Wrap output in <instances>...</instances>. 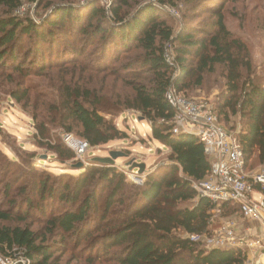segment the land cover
<instances>
[{
    "label": "trees",
    "instance_id": "trees-1",
    "mask_svg": "<svg viewBox=\"0 0 264 264\" xmlns=\"http://www.w3.org/2000/svg\"><path fill=\"white\" fill-rule=\"evenodd\" d=\"M34 1L41 7L46 0ZM167 2L177 7L184 3L199 10L205 0H161L160 3L167 5ZM21 5L22 0H0L1 70H10L11 77L23 79L33 71L43 73L58 65L79 62L88 65L86 71L125 83L130 80L123 71H132L140 65L146 73L134 74L138 82H129V92L119 96L114 105L104 102L100 90L103 84L93 86L83 79L75 84L62 83L60 99L52 107L57 119L65 125L70 123L65 127L67 132L78 129L76 134L92 148L128 138L127 132L118 128L108 114L115 109L121 113L126 109L137 111L152 127L150 137L170 150V164L149 175L143 185L130 183L116 167L100 162L82 168L79 176L72 175L78 178L74 192L69 183L64 184V180L54 175L55 183L60 186L49 189L50 197L54 198L59 191L65 207L71 205V208L47 217V234L60 231L64 237L76 235L81 238L79 242L92 234L98 235L100 238L92 243L93 247L101 244V248L91 256L92 264H246L242 250H209L189 236L209 233L222 218H234L236 213H242L240 206L232 202L224 203L221 213H217L216 204L198 196L193 185L209 175L211 160L197 136L174 132L175 108L167 99L170 89L184 95L193 87L203 86L205 76L216 67L224 66L226 90L214 112L223 126L229 113L246 119L238 134L246 171H250L254 160L264 166V63L258 71L249 46L229 30L225 4L207 7L215 18L208 29L186 27L178 31L162 17L159 11L163 8L150 2L129 16L133 11L127 10L128 0H114L111 13L100 0H89L86 5L81 0H57L46 2L37 20L20 17L17 10ZM99 39L105 43V51L97 58L98 64L82 61L89 46ZM133 51L136 56L121 63L123 56ZM31 91L26 87L22 92H12V96L30 103ZM36 127L37 135L50 138L48 128ZM51 150L66 161L77 157L63 144ZM47 185L46 181L41 182L39 191L44 201ZM83 189L89 193L81 201L79 195ZM106 192L108 195L100 204L99 195L102 199ZM196 199L193 205H186ZM31 201L29 198L27 203ZM116 204L121 209L112 216ZM27 206L33 210V204ZM41 211L46 213L47 209L42 206ZM95 215H100V219L92 226ZM13 218L9 210L0 209L3 258L13 259V264H21L20 257L30 264H61V253L69 251L66 238L49 243L28 225H1Z\"/></svg>",
    "mask_w": 264,
    "mask_h": 264
},
{
    "label": "rangeland",
    "instance_id": "rangeland-1",
    "mask_svg": "<svg viewBox=\"0 0 264 264\" xmlns=\"http://www.w3.org/2000/svg\"><path fill=\"white\" fill-rule=\"evenodd\" d=\"M81 1L84 5L89 2V0ZM46 2H57V0H46L41 7L34 0H22V5L17 10V14L22 18L30 16L37 20V16L44 12L45 8L43 7ZM128 2L127 10L133 11L129 16H132L140 6L148 2L153 4L152 6L155 5V7L156 5L160 6L164 11H159L162 17L172 23L177 31L186 27L208 29L209 25L215 22V18L208 13L207 7H216L218 4L222 5L224 3L225 21L229 30L236 37L243 39L249 46L257 70L260 71L263 66L264 0H205L203 8L199 10L185 6L184 3H179L178 7L169 2L165 3L167 5H162L161 0H128ZM113 3L114 0H100V4L106 7L109 13H111ZM28 41L27 38L26 43ZM104 44L100 39L97 40L89 46L81 60L94 65L98 64L97 58L102 51H105ZM136 54L133 51L124 55L121 63L125 60H132ZM67 65L72 66L66 68ZM87 66L81 65L79 62L58 65L57 67L51 66L53 68L46 72L33 71L31 75L23 79L16 76L11 77L10 70L3 71L0 69V209L9 210L14 217L12 221L4 222L1 225H28L33 231L46 237V241L49 243L60 240L62 237L66 238L65 244L69 251L61 253V264H92L89 260L101 248V244L93 247L92 242H96L100 238L98 235L93 234L81 242H79L81 238L76 235L64 237L60 231L47 234V217L52 213L57 214L71 208V205L65 207L63 200L59 198V191L54 198L50 197L49 189L59 188L60 186V183H55L54 175L59 176L61 181L64 180V184L69 183L70 190L74 192L78 182V178L73 177L74 174L79 176L83 172L82 168L98 165L95 164L99 163L96 159L108 158L112 151L121 152L122 155L115 159L114 164L109 165L116 167L119 172L126 175L130 183L136 185H143L149 175L155 174L160 167L170 164V160H168L169 148L153 140L150 137L152 134L150 123L141 117L140 113L130 109L122 110V113L115 109V112L107 115L109 119L114 120L118 128L127 132L128 138L118 139L95 148L90 147L82 158L76 157L74 160L69 161L62 159L51 150V147L63 144L75 152L67 137L70 135L74 139L83 140L82 137L76 134L78 129L67 132L65 127L69 126L70 123L65 125L59 118H56L57 115H55V109L52 106L54 103H58L60 99V86L62 83L75 84L85 79L90 81L93 86H96L97 83L103 84V89L100 88V90L104 96V102L113 104L118 102L119 96H124L125 92H129V82H138L134 74L146 73V70L140 65L133 68L132 71H123V75L129 76L130 80L123 83L122 81L118 82L115 78H105L104 75L86 71ZM224 72V66L216 67L214 72L205 76L203 86L193 87L187 91L188 93L184 95L182 93L181 95L187 99L207 101L213 108L218 107L226 90ZM26 87L32 90L30 103L13 98L12 92L16 90L22 92ZM225 121V126H222L225 129L234 131L236 134L243 130L245 122H247L240 114L231 113H229V119H225ZM42 125L48 128L50 138L43 139L40 134L37 135L38 129L36 126ZM73 125L76 127L75 124ZM79 163L83 164V167H78ZM134 164H145V171L141 173L139 168L133 167ZM262 167L263 165L259 161L254 160L248 170L254 172ZM250 171L247 172L250 173ZM44 181L48 184V195L45 201L39 192L41 182ZM141 181L144 182L140 184ZM101 188L102 185H99L98 191H101ZM88 193V189H83L79 195V200L83 201ZM107 195V192L104 193L102 199L99 195L100 200H102L100 204L103 203ZM29 198H32L31 203H27ZM196 201L197 199L192 200L187 202L186 205H193ZM28 204L34 205L32 211L27 206ZM42 206L47 209L46 213H42ZM119 209H121L120 205L116 204L112 216L118 215ZM234 218L242 222L241 215L238 213L234 215ZM99 219L100 215H95L92 218L94 220L92 226L99 222ZM246 223L248 224V222ZM22 259L23 257H20L18 260L21 261ZM9 262L10 258H4V260L0 258V264H10Z\"/></svg>",
    "mask_w": 264,
    "mask_h": 264
},
{
    "label": "built area",
    "instance_id": "built-area-1",
    "mask_svg": "<svg viewBox=\"0 0 264 264\" xmlns=\"http://www.w3.org/2000/svg\"><path fill=\"white\" fill-rule=\"evenodd\" d=\"M167 99L175 108L172 119L174 132L197 136L204 143L211 160L209 175L193 185L198 196L207 197L216 204L217 213H221L222 205L229 202L238 204L242 213V222L235 218H222L211 232L191 234L190 238L204 243L209 250L237 248L244 252L246 264H264V166L254 172L246 171L238 134L220 124L213 106L207 101L187 99L176 89L169 90ZM67 140L78 158H82L90 148L85 140H77L70 135ZM246 222L257 223L260 228ZM0 258L4 260L1 255ZM19 262L30 264L24 258ZM9 263L13 264L14 260L10 259Z\"/></svg>",
    "mask_w": 264,
    "mask_h": 264
},
{
    "label": "water",
    "instance_id": "water-1",
    "mask_svg": "<svg viewBox=\"0 0 264 264\" xmlns=\"http://www.w3.org/2000/svg\"><path fill=\"white\" fill-rule=\"evenodd\" d=\"M122 155L121 152L112 151L110 154V157L108 158H98L96 159L97 162L104 163V164H114L115 159L118 158V156ZM78 167H83V164L79 163ZM133 167L139 168V171L143 173L145 171L146 165L145 164H134ZM132 167V168H133Z\"/></svg>",
    "mask_w": 264,
    "mask_h": 264
},
{
    "label": "crops",
    "instance_id": "crops-1",
    "mask_svg": "<svg viewBox=\"0 0 264 264\" xmlns=\"http://www.w3.org/2000/svg\"><path fill=\"white\" fill-rule=\"evenodd\" d=\"M248 225H251V226L255 227L256 229H259L260 228V226L257 225V223H254V222L248 223Z\"/></svg>",
    "mask_w": 264,
    "mask_h": 264
}]
</instances>
